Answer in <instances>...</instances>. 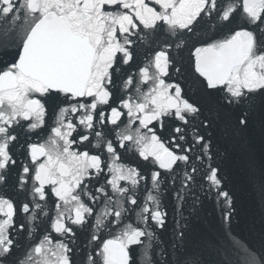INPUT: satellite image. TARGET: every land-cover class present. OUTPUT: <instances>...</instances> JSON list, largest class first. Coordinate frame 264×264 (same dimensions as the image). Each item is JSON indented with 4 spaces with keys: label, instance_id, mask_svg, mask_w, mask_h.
Returning a JSON list of instances; mask_svg holds the SVG:
<instances>
[{
    "label": "snow or ice",
    "instance_id": "1",
    "mask_svg": "<svg viewBox=\"0 0 264 264\" xmlns=\"http://www.w3.org/2000/svg\"><path fill=\"white\" fill-rule=\"evenodd\" d=\"M254 122L264 0H0V264H264L217 146Z\"/></svg>",
    "mask_w": 264,
    "mask_h": 264
},
{
    "label": "water",
    "instance_id": "2",
    "mask_svg": "<svg viewBox=\"0 0 264 264\" xmlns=\"http://www.w3.org/2000/svg\"><path fill=\"white\" fill-rule=\"evenodd\" d=\"M217 142L226 156L227 189L234 195L238 222L233 223V230L258 246L260 234L264 232V195L260 191V184L264 182V128L254 122L235 136L221 130L217 133ZM198 217L194 221L198 229L209 232L219 229L220 209L213 200H203Z\"/></svg>",
    "mask_w": 264,
    "mask_h": 264
}]
</instances>
